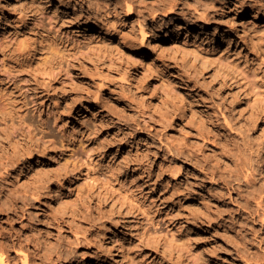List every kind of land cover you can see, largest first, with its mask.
Here are the masks:
<instances>
[{"label":"rangeland","instance_id":"obj_1","mask_svg":"<svg viewBox=\"0 0 264 264\" xmlns=\"http://www.w3.org/2000/svg\"><path fill=\"white\" fill-rule=\"evenodd\" d=\"M168 10L154 0H0L4 258L244 264L235 254L248 215L233 212L235 195L217 179L241 158L264 186V0ZM175 158L180 175L168 169Z\"/></svg>","mask_w":264,"mask_h":264},{"label":"bare ground","instance_id":"obj_2","mask_svg":"<svg viewBox=\"0 0 264 264\" xmlns=\"http://www.w3.org/2000/svg\"><path fill=\"white\" fill-rule=\"evenodd\" d=\"M154 1L155 2H158V1L166 2V4L169 5L168 11H170L172 13L174 12L173 9L175 8V6H178V0H154ZM229 23H230L232 30L239 31L241 33L242 39L244 41L250 40L249 39L250 33H249V29L247 27L242 26L241 30H239L236 27V24L234 21L233 22L230 21ZM176 26H178V24H176ZM88 29H89V27L86 28V30H88ZM164 37L165 36H163V38ZM152 60H153V58H149L148 61H150V62H149V64H147L148 66L154 65V62ZM200 61L204 66H207L208 61L206 60V58L201 57ZM3 96H5V94L0 95L1 99ZM216 159H219V157H216ZM238 160L239 161L238 162L236 161V163L233 165L234 168L233 169L230 168V169H232L230 171L231 174L229 172L227 177L225 176L222 178L219 176L217 179V182H219L218 184H222L224 187H228L229 191L230 190L232 191L233 196L235 195V198L233 197V200H232L233 204H234L233 212L236 211V212H238V214H241V212H243V214L248 215V219H244L243 217L242 218L244 221L248 220V228L249 229L247 230V238L250 235L253 237V239L250 238V240H247V238H246L245 244L243 243L244 244V249H243L244 255H243V257L239 256V251H237V250H236L235 255H236V259L237 258L240 259L244 264H264V186L263 185L257 186L256 185V177L253 174L250 167L248 166L247 162H245L241 158H239ZM187 161L192 162L193 160L191 158H188ZM194 162H196V161H194ZM180 164H182V165H180ZM183 165H185V163H181L178 158H175L170 163H168V169L170 172L174 173L175 175H180L183 173V170H184L182 167ZM193 168L199 170V168L197 167V164L196 165L193 164ZM5 171H3L5 173V176H8L6 169H5ZM194 173L197 174V176H201L199 174V172H194ZM184 174H185L184 175L185 178L190 177V180H192L193 183H195V181L198 180V179H196V176L194 177L193 175H189L187 172H185ZM208 174L210 175L209 177H211V179H213L212 178L213 174L212 173H208ZM173 179H175V178H173ZM3 180H5V178L3 177L2 173H0V185L2 186L1 190H4V192H5V189H3L4 187L2 184L5 181H3ZM38 187L39 186H37V188ZM187 189H185L186 193H189ZM8 190L10 191L9 188H8ZM206 192H207V194H209V196H212L213 189H211L210 187L206 188ZM11 194L15 197L16 191L14 190V192H12ZM200 194H201V192L197 191V193H195L194 195L198 200L204 201V197H203L204 195H200ZM52 195H53V192L48 187L47 196L52 197ZM28 198H29V196H27V195L17 196V199H20L22 202H26L27 200H29ZM229 210H231V209H229ZM238 214H236V215H238ZM232 224H234V223H232ZM235 225H236V228H238V226H240L239 220H235ZM248 233H249V235H248ZM236 235H237V233H236ZM237 246H239V245H237ZM236 249H237V247H236ZM178 252H179V250H178ZM14 259H15V261L18 260L19 264H35L33 259L30 258L28 254L23 253V254H20V256L15 257V258H13V257L4 258L3 255L0 254V264H17V263L13 262Z\"/></svg>","mask_w":264,"mask_h":264}]
</instances>
